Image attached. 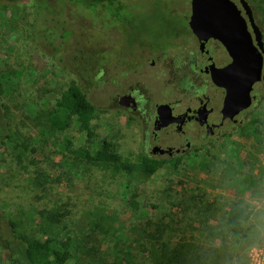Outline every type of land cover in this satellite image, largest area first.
I'll list each match as a JSON object with an SVG mask.
<instances>
[{"label": "rangeland", "instance_id": "1", "mask_svg": "<svg viewBox=\"0 0 264 264\" xmlns=\"http://www.w3.org/2000/svg\"><path fill=\"white\" fill-rule=\"evenodd\" d=\"M80 1L76 7L64 8L62 14L40 16L32 2L8 9L0 2L3 210L21 221L23 230L38 238L45 225L42 209L66 213L57 228L62 239L73 240L71 257L65 264H113L109 257L113 243L87 242V238L74 234L88 232L99 216L111 219L119 230L120 246L128 250L135 245L134 226L178 211L180 197L198 188L206 189L213 206L194 207L193 213L209 216L219 205L223 204L225 210L215 209L216 212L230 211L242 202L254 215L250 202L264 201V99L250 119L233 133L213 139L178 165L167 164L150 178L138 171L112 175L72 152L86 148L93 154L107 139L126 157L140 153L143 141L138 123L107 105L103 96L111 91L109 84L98 86V72L110 74L116 48L125 46L126 36L119 30H126L127 24L114 27L107 4L96 2L93 9L85 7L87 0ZM116 1L124 7L121 18L131 19L136 28V38L151 40L170 27H182L191 0H114L113 4ZM248 1L263 3L264 8V0ZM72 83L80 85L102 110L93 122L91 139L80 129L76 118L63 131H49L43 123L39 124ZM68 141L72 148L67 146ZM134 192L138 193V209L130 204ZM217 195H221L223 203H214ZM256 239L247 248L248 264L256 259L249 255V249L264 247V241ZM2 252L0 249V264H7Z\"/></svg>", "mask_w": 264, "mask_h": 264}, {"label": "trees", "instance_id": "2", "mask_svg": "<svg viewBox=\"0 0 264 264\" xmlns=\"http://www.w3.org/2000/svg\"><path fill=\"white\" fill-rule=\"evenodd\" d=\"M32 2L38 9V16L59 15L68 6H77L80 0H0L4 9L9 6ZM114 1V0H113ZM112 0H87L86 8H95L96 2L107 4L110 11ZM260 18L264 19L263 3L256 4ZM74 8V7H73ZM72 9V7H71ZM4 88L0 81V96ZM98 109L88 98L82 87L72 83L62 93L52 110L44 114L45 121L39 120L49 131L67 129L73 118H76L81 130L89 139L94 136L93 122ZM0 120L3 119L0 115ZM2 131V130H1ZM1 134V133H0ZM3 141L0 142L2 144ZM67 146L72 148L68 141ZM113 141L104 139L99 150L91 153L88 149L72 152L82 157L91 166L99 167L112 175L132 174L138 171L144 178H150L167 164L178 165L179 160L172 162L152 159L143 153L123 157L117 152ZM178 211H169L161 219L150 218L144 225L132 229L135 245L128 250L120 246V233L113 222L105 215L98 217L88 232L77 234L76 237L87 238V242H107L113 247L109 249V257L113 264H248L246 253L249 243L258 236L253 228L243 227L242 221H248L253 213L248 205L241 203L225 210L219 205L212 209L209 216L202 212L193 213L194 207L210 208L208 193L205 188L187 192L178 201ZM214 203L221 204V195L214 197ZM131 207L138 209L140 202L138 193L131 195ZM210 210V209H209ZM44 220L41 238L22 229L21 221L10 217L0 206V249L7 264H65L71 257L73 240L62 239L58 227L66 213L59 209L40 212ZM23 222V221H22ZM196 225L195 228L191 224ZM72 239V237H71ZM86 240V239H85ZM257 240V239H256Z\"/></svg>", "mask_w": 264, "mask_h": 264}, {"label": "flooded vegetation", "instance_id": "3", "mask_svg": "<svg viewBox=\"0 0 264 264\" xmlns=\"http://www.w3.org/2000/svg\"><path fill=\"white\" fill-rule=\"evenodd\" d=\"M232 1L246 21L253 47L261 51L262 42L263 68L261 79L254 82L252 70L229 72L222 76V86L213 81L214 68L226 69L233 58L224 43L195 35L190 26L191 1L182 27H170L151 40H138L131 19L120 16L123 4H113L110 11L114 27L127 24L126 30H119L126 36L125 49L116 48L110 74L98 72V86L109 84L111 91L103 96L107 105L128 114L142 128L141 153L147 157L181 162L192 151L243 126L264 99V19L258 5L246 0L261 32L256 34L245 5L241 0ZM247 86H251L249 107L233 117L224 116L229 92H236L242 100Z\"/></svg>", "mask_w": 264, "mask_h": 264}, {"label": "water", "instance_id": "4", "mask_svg": "<svg viewBox=\"0 0 264 264\" xmlns=\"http://www.w3.org/2000/svg\"><path fill=\"white\" fill-rule=\"evenodd\" d=\"M192 18L190 26L200 39L214 38L224 43L233 58L232 64L226 69H216L213 71V81L222 86V76L233 71L252 70L254 72L253 81L261 79L263 68L262 42L259 41L258 51L251 42L247 24L240 12L236 9L232 0H191ZM245 5L250 22L256 34L261 35L254 24L251 9L246 0H241ZM251 86H247L244 97L240 100L236 92H229L223 109L224 116L233 117L240 110L248 108L250 105ZM162 106L161 108H166ZM228 111L230 113H228Z\"/></svg>", "mask_w": 264, "mask_h": 264}, {"label": "clouds", "instance_id": "5", "mask_svg": "<svg viewBox=\"0 0 264 264\" xmlns=\"http://www.w3.org/2000/svg\"><path fill=\"white\" fill-rule=\"evenodd\" d=\"M254 215L248 221H242L243 227H251L264 241V201H251ZM249 255L255 257L253 264H264V247L253 246L249 249Z\"/></svg>", "mask_w": 264, "mask_h": 264}]
</instances>
